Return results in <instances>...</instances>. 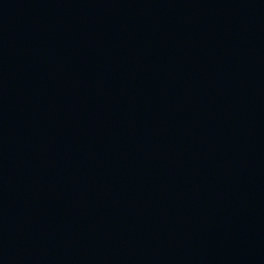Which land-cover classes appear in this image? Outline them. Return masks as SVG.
Instances as JSON below:
<instances>
[{
	"label": "water",
	"instance_id": "95a60500",
	"mask_svg": "<svg viewBox=\"0 0 264 264\" xmlns=\"http://www.w3.org/2000/svg\"><path fill=\"white\" fill-rule=\"evenodd\" d=\"M0 264H264V0H0Z\"/></svg>",
	"mask_w": 264,
	"mask_h": 264
}]
</instances>
